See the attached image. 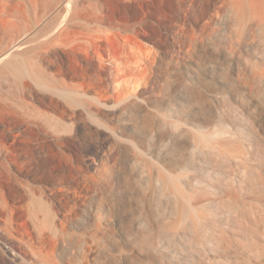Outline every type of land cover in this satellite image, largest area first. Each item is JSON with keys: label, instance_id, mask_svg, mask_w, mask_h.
<instances>
[{"label": "rangeland", "instance_id": "374dc122", "mask_svg": "<svg viewBox=\"0 0 264 264\" xmlns=\"http://www.w3.org/2000/svg\"><path fill=\"white\" fill-rule=\"evenodd\" d=\"M225 1L0 0V55L15 48L36 71L0 65V264H166L143 244L129 142L156 148L154 114L186 106L187 81L208 98L204 119L214 92L239 97L264 146L244 81L253 53L233 43ZM61 83L93 98L89 114Z\"/></svg>", "mask_w": 264, "mask_h": 264}, {"label": "bare ground", "instance_id": "6f19581e", "mask_svg": "<svg viewBox=\"0 0 264 264\" xmlns=\"http://www.w3.org/2000/svg\"><path fill=\"white\" fill-rule=\"evenodd\" d=\"M225 2L233 43L253 53L242 60L244 81L264 108V0ZM14 49L0 55V65L35 75L31 65L23 68V61L11 59ZM60 87L61 99L90 113L92 97L81 99L78 85ZM183 92L186 106L152 112L159 129L156 148L128 144L148 211L140 223L143 244L166 264H264L263 141L239 97L210 93L214 115L204 119L208 98L187 81ZM168 148L176 153L167 156Z\"/></svg>", "mask_w": 264, "mask_h": 264}]
</instances>
